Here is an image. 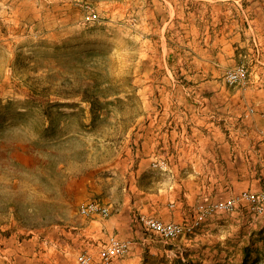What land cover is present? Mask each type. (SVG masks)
<instances>
[{
  "label": "rangeland",
  "instance_id": "374dc122",
  "mask_svg": "<svg viewBox=\"0 0 264 264\" xmlns=\"http://www.w3.org/2000/svg\"><path fill=\"white\" fill-rule=\"evenodd\" d=\"M177 171L197 186L178 222L264 192V0H0V264H77L111 235L131 244L108 264H240L245 246L263 264L246 231L264 211L240 198L173 242L143 226ZM80 176L100 189L73 201ZM88 200L109 214L78 215ZM109 217L99 245L71 228Z\"/></svg>",
  "mask_w": 264,
  "mask_h": 264
},
{
  "label": "built area",
  "instance_id": "2783aa9c",
  "mask_svg": "<svg viewBox=\"0 0 264 264\" xmlns=\"http://www.w3.org/2000/svg\"><path fill=\"white\" fill-rule=\"evenodd\" d=\"M157 165L161 169L166 168L164 162H160ZM238 198L247 201L253 211L257 213L264 211V192L258 194L243 191ZM238 198L231 197L200 204L191 221L187 223L163 221L149 215H140L138 219L146 229L153 231L166 241L173 242L186 234L192 233L194 228L199 226L208 215L217 212H232L237 200H239ZM78 213L83 217H89L96 213L107 216L109 209L96 200H88L79 205ZM130 244L131 242L128 239H119L111 235L98 249L96 255L88 251L80 252L77 256V264H108L114 257L124 255L129 250Z\"/></svg>",
  "mask_w": 264,
  "mask_h": 264
},
{
  "label": "crops",
  "instance_id": "0c3cea01",
  "mask_svg": "<svg viewBox=\"0 0 264 264\" xmlns=\"http://www.w3.org/2000/svg\"><path fill=\"white\" fill-rule=\"evenodd\" d=\"M249 83H250V81H249ZM249 85H247V87L245 89L238 88V90L242 93H247L249 91L248 90ZM253 113L249 114V116L251 118L254 116L255 117L261 116L260 114L254 115ZM256 132H257V134H258V132L261 133L259 130H257ZM247 133L248 132H246V131H242L240 134H242V135L244 134L245 136H247ZM184 165L185 164H183V166H179L178 168L181 170L184 167ZM95 184L96 183H94V182H90V183L87 182V179L83 178L82 176H80L79 179L76 177L75 180H73L72 182H67L63 186V193L66 194L67 198H70L71 200L74 201V198H78L77 196H78L79 192L87 186H89V189L91 190L89 193V196L94 195V191H99L100 186H98V185L95 186ZM167 186L170 187L169 189L172 192V195L170 194V196H169L170 198H165V199H163V201H161L157 194L152 195V194L148 193L147 196L144 195L142 197L141 205L143 206L144 209L153 208L154 212L156 211V207H158V206L161 207L160 208L161 211H156L155 215L160 217L163 220L169 219V220L180 221L184 218L186 219L190 215L189 214V209H190L189 205L191 204L192 199L195 197L196 188H197L196 183L188 175H185V177H184L183 174H181V171L180 172L177 171V176H176V178H174L173 183H171L170 186L167 183ZM160 189L164 190V191L168 190V189H166L165 186L162 185V187L157 186L155 188V192H157V190H160ZM170 190H168V191L170 192ZM173 199H174V201H173ZM164 203L167 204L166 207H162V204H164ZM80 204H82V203L79 202V204L77 206V213H78V207ZM153 211H150V212H153ZM87 218H91V217H87ZM115 227H117V220H116V218L113 219L112 217H109L108 219H105L102 221H100V220L98 221L96 219H90L88 221V224L85 227L71 226V228L77 229L75 232H82L83 233L84 231H86V232L90 233L92 235L91 239L94 240L93 244H94V242H96L97 245L100 244V240H103L105 238L106 234L112 233V231ZM259 229H260V226L258 228H254V227L250 228L249 230L246 231L247 235L248 236L250 235L251 242L256 243L257 241L255 240L256 239L255 237H258L260 235H264V229L262 230V232L258 233ZM248 241H249V237H248L246 244L248 243ZM242 245H245V242H243ZM241 257L243 259V256H241ZM241 260H240V262H241Z\"/></svg>",
  "mask_w": 264,
  "mask_h": 264
},
{
  "label": "bare ground",
  "instance_id": "6f19581e",
  "mask_svg": "<svg viewBox=\"0 0 264 264\" xmlns=\"http://www.w3.org/2000/svg\"><path fill=\"white\" fill-rule=\"evenodd\" d=\"M247 74L246 68L242 65L229 72V80L235 81L245 78Z\"/></svg>",
  "mask_w": 264,
  "mask_h": 264
},
{
  "label": "trees",
  "instance_id": "16d2710c",
  "mask_svg": "<svg viewBox=\"0 0 264 264\" xmlns=\"http://www.w3.org/2000/svg\"><path fill=\"white\" fill-rule=\"evenodd\" d=\"M248 254H249L248 247L245 246L243 248V259L241 260L240 264H255L254 260H252V261H248L247 260L248 259Z\"/></svg>",
  "mask_w": 264,
  "mask_h": 264
}]
</instances>
